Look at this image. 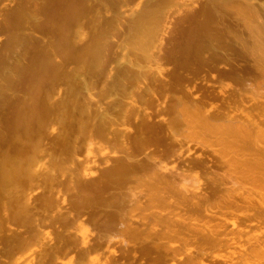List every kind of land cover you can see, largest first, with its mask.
<instances>
[{"label":"bare ground","instance_id":"obj_1","mask_svg":"<svg viewBox=\"0 0 264 264\" xmlns=\"http://www.w3.org/2000/svg\"><path fill=\"white\" fill-rule=\"evenodd\" d=\"M142 1H141V3H142ZM152 1L153 0H151V3H152ZM165 1H167V0H165ZM245 1H247V0H245ZM245 1L243 0V3ZM261 1L264 2V0H261ZM168 2H171V1L169 0ZM182 2H185V1L183 0ZM209 3H210V0H209ZM122 4L125 5L123 8H122L123 5H121V8L124 11H122V10H120V11L122 13L125 12V9H126V11H129V10H127L128 8L126 7L127 6L126 3H122ZM153 4L156 5V2H153ZM180 4H182V6H180V8H183L184 3H181L179 1V4L177 6H179ZM245 4L247 6V10H244V12H242L241 17L243 18L244 22L246 23V26L249 29L248 32H250L249 33L251 36L250 38L252 39L251 45L249 46V44H248L247 48L250 51L249 53H251V55L256 58L257 65L256 64L255 65L257 68L256 67L255 68L253 67V68L255 70L258 69L261 72H263L264 71V7H262V6L264 5V3L260 7L257 4H255L256 6L254 4L251 5L250 2H249V4L248 3H245ZM245 4L243 5L244 8H246ZM184 5L186 6V4H184ZM150 6L152 7V5H150ZM156 6H158V8H159V5H156ZM156 6H155V9H156ZM209 6H212V2L207 7H209ZM239 6H240V4H239ZM241 6H242V4H241ZM141 7H142V5H141ZM141 7L139 5L140 12L144 11V9H145L144 8L142 10ZM147 7H149V6H147ZM161 7L162 6H160V8ZM174 7H176V6H174ZM187 7H188L187 9L189 12L188 14L190 15L189 9L191 7H189V5ZM150 8H149V10H150ZM155 9L151 8V10H153V11H155ZM162 9L161 10L156 9V10H158L156 12L158 13L159 11H162ZM175 9L177 10V8H175ZM184 9H185V7H184ZM187 9L185 10L186 12H187ZM208 9H210V7ZM137 10H138V8H137ZM137 10L136 11L134 10L135 13L137 12ZM139 10H138V12H139ZM145 10L147 11L148 9H145ZM163 10L164 11H162V14H163V12H166V9H163ZM211 11H213V10L211 9ZM147 12H149L148 13L149 16L151 13H153V12L150 13V11H147ZM156 12H154V13H156ZM186 12H184V13H186ZM206 12L207 11H205L204 14L208 15V13H206ZM132 13H134V12H132ZM145 13H143V14H145ZM154 13L151 14V16L154 15ZM157 13L155 14L156 15L155 17H157ZM170 13H171V11L169 12V15H170ZM173 13H175V12H173ZM184 13H183V15H184ZM115 14H114V17H115ZM117 14H118V12H117ZM166 14L164 13L163 17H165ZM201 14H203V13H201ZM210 14L212 15V13H210ZM232 14H234V13H232ZM94 15H98V14L96 13ZM183 15H182V18H183ZM112 16H113V14L109 18L110 19L113 18ZM145 16H147V14H145ZM97 17H99V16H97ZM97 17L96 16L94 17L96 21L99 20V18L97 19ZM144 17L142 18V20L145 19ZM155 17L153 18V16H152L151 19L155 20ZM158 17L156 20L159 21ZM168 17H170V16H168ZM187 17H189V16L187 15ZM235 17H237V20H240L238 18V16H235ZM73 18H75V17H73ZM138 18H140V16H138ZM180 18H181V16H180ZM180 18H177V20H174V22L180 21ZM233 18H234V16H233ZM91 19H93V18L91 17ZM117 19H119V17H117ZM162 19H163L162 20L163 22H162V25H160L161 28H159V26L153 25V28L155 29L156 33H158L159 29H161V31H162V29H167V28H164V26H166L164 19L168 20L169 18H162ZM73 20H75V19H73ZM101 20H102V22L104 21L103 19H101ZM114 20H116V19H114ZM134 20H136V19H134ZM137 20H139V19H137ZM76 21H78V18L76 19ZM87 21H90V20H87ZM92 21L93 20H91V22H90L91 23V29L90 30H92V28H93L92 27ZM110 21L111 20H109V22ZM112 21H113V19H112ZM112 21L110 24H114V22H120L118 20V21H114L112 23ZM149 21H150V19H149ZM158 21H155V23ZM97 22L99 23V21H97ZM109 22L106 24H109ZM153 22L154 21H152L151 23H153ZM168 22H167V24H168ZM177 22L175 24L177 26L179 23L182 24V21L178 22V24H177ZM184 22L186 23L187 21L184 20ZM81 23H78V24L80 25ZM86 23H89V22H86ZM110 24H109V26H110ZM117 24H118L117 26H119V23H117ZM130 24H132V23H130ZM130 24H128V25H130ZM102 25H105V24L103 23ZM156 25H158V24H156ZM175 25H173V27H175ZM239 25L241 27V24H239ZM130 26L131 27L133 26L134 29H138V27H139L138 23H136L135 26L134 25H130ZM246 26L244 25V27H246ZM74 27H76V25ZM79 27H81V26H79ZM150 27H152V26L150 25ZM157 27L159 28L158 31L156 30ZM52 28H54V26ZM112 28H114V26ZM153 28H151L152 32H153ZM128 29H130V27ZM168 29H169V27H168ZM51 30H53V29H51ZM71 30H69L68 33H67V31H65L66 33L64 32L65 34L68 35L67 39H66V37H60L61 39L58 40V38L55 36L56 37L55 39L58 40L57 42L60 41V43H61V41L65 40V42L63 41L64 48L66 46L65 43L67 44L66 40L69 39L70 42L72 40V39L70 40L71 37H69V33L71 35H74L71 32ZM177 30H180V29H177ZM181 30H182V28H181ZM72 31H75V30H72ZM131 31H132V29H131ZM133 31L131 32V34L133 33ZM136 31H138V33H139V31H141V30H136ZM244 31H245V33L247 32L246 30H244ZM76 32H77V30H76ZM91 32H94V29ZM64 33H62L63 36L65 35ZM170 33H171V31H170ZM26 34H28V33H26ZM30 34L32 35V33H30ZM30 34H28V35H30ZM57 34H59V33H57ZM83 34L84 33H81L80 35H83ZM127 34L129 35L130 33H127ZM165 34H166V32H165ZM244 34H243V36L246 35V34L245 35ZM28 35H26V36H28ZM34 35L38 38L40 37L41 42H42L43 38L41 36H37L36 34H34ZM67 35H65V36H67ZM92 35L94 36L95 34L92 33ZM148 35L150 36L151 34L148 33ZM158 35H160V34H157V36L151 35L149 39H145V40L142 39L144 41L142 44L145 47L143 49L144 53L141 55V58H140L138 56L137 57L133 56V55H138V54H135L136 52H134V54L132 56L135 57V59H137V61L135 62V60L131 59L134 62H130L131 60L129 61V68L125 69L128 66V61L126 63L127 66L125 63H123V61H121L123 64H125V65H122L123 67L121 66L122 68L119 67L122 69V70L120 69L121 71L118 68L116 69L117 71L114 70L115 66L109 68L108 65L106 64L104 66L103 70H100V71L98 70L99 72L96 71V73H95V71L93 72L94 75H97L94 78L95 79L94 81H96V82L100 81L97 83L99 85L101 84V89L106 88V86L108 85V82H110L109 75L116 72L115 74H113L115 76V78H113V75H112V79H114L113 86H112V84L109 83L111 85V87H110L111 90L109 89V91L111 94V93H113L111 91H114V90L116 91V90H118L117 88L120 87L119 89H120V92L122 91V93H119L121 95L120 98H117V100L118 99L119 100L114 102V103H111V105L108 103L111 102L112 100H110V101L107 100L104 103L102 98L97 99V100L94 99L92 97L93 93L91 92V90L94 87L93 84H92V86H93L92 87L91 83L89 84L84 80L85 78H83L84 81H81L79 83L77 81L78 78H75L76 76L73 75V73L71 76V72H70V76L74 77L73 79H76V80L71 79V82L69 81L72 90L76 91V89L78 88V85L80 84L79 85L80 88L85 93L82 90L80 92L82 93V96H83V94H85L84 96L86 97V98H84L85 100L83 99L84 102H82L81 104L77 101V103H75L77 106H75L74 102L78 98H75V101L69 102V100H68L69 98H70V100H73V99H71V96L73 97V95H69V97L67 96L68 97V99L66 97L67 101L65 100V98L63 99L66 101L64 104L66 106L70 105V103L72 102L74 104L73 106L76 107V108H74L75 110L78 108V105L79 106L81 105L78 108L79 112L77 111V113H78L77 121L78 122L76 121L77 122L76 127L78 128V129L76 128L78 131L76 134H79V136L77 135L75 137H71L69 134L62 133L63 135L60 134L54 139L55 141L53 140L52 147L49 145V144H51V142L48 143L46 141V143L50 146V147H47L48 145L46 143H44L45 140H49L48 136H46L47 135L46 131H48L49 129H51V130L54 129V131H55V128L54 127L49 128L50 126L47 125L48 124L47 122L49 120L48 117L50 115H47L48 111L46 109H42V110H45L47 112L46 115L48 117L46 115H43V114L41 116L42 117L44 116L48 119H45L44 117L42 118L39 116L41 114V111H42L40 109L41 108V101L37 100V102L33 103L34 105L32 104L33 106L36 105L35 106L36 108L40 105V107L37 108V110L38 109L41 110L40 113H39V111L37 112V113H39L38 116L40 117V119H39L40 124H38V125L40 128L42 125L44 127L47 125L48 130L42 129V128L41 129L36 128V127H38L37 125L35 127L36 129H35V135H33L34 137L36 136V133L38 132L37 129H39V132H40V130L41 131L45 130V132H43L44 134L38 132L39 134L37 133V136H36V138L38 137V139H36V141L35 140L34 141L35 142L39 141V142L37 144H34L33 147L31 145L32 148L30 150H29V147L26 148L29 150V151L28 150L27 151L30 155L29 156L30 159L25 157V159H27V161L29 160L28 161L29 166H28V163L24 166L23 163H26L25 159H23L24 162L22 164H23V167L25 168V170L28 167H31V168L27 169L26 173H24V175H22V178L24 177L25 179H21V177H20L21 174L23 173L22 170L24 168H21V166H19V158L17 159L15 157L16 156L19 157V155L23 154L22 157L24 158L23 150H25L26 145L25 146L24 145H17V144H19V142H17V141H15L17 143L16 145L9 144V145H13V146H9V148L11 147L10 149L13 148L12 149L13 151L11 152V154L13 153V155L6 158V160H0V163L2 164L1 167H3V165H4L5 167H3V168L6 169V170L2 169V172L4 174L7 173L6 175H3V173H2V175H0V176L1 177L3 176V177L0 179L6 180L4 178H5V176L8 175L9 179H11V178L12 179L16 178L19 180L21 179L22 180V181L20 180L21 182L19 180H18L19 182H17L19 184L22 182H26L28 180L27 184H29L28 182H30V184H29L30 186L27 187L25 185L26 183H24V185L22 183L23 186L20 184L21 187H23L22 189H24V190L26 188L29 189V187L33 188L34 186L38 187L39 189L40 188L45 189L42 191H41V189L40 190L37 189L39 191V193L41 192V194H44L42 196L40 195L41 202L40 201L39 202L42 203L40 205H42V206L44 205V208L49 207L50 209H52V208L56 209V210L58 209L57 210V211H59L58 213H62V211H60L59 209L64 207L63 205L66 206L64 208H67V206L69 205L68 209L71 210L70 206L72 207L73 204H74L73 207H76V205L78 206V204L83 205L84 203H88V201L87 202L84 201L88 196H91L94 198V195L96 196V195L100 194L99 196H102V193H105L106 191L110 193V191H108V190H110L111 186L112 187L115 186L112 189L116 190L115 193L117 192V197L115 195H113V192H114L113 190H112L113 192L110 195V197H113V196L116 197V200L113 197V199L115 200L114 202H113V199L111 200V198H109V199L112 202L109 203L110 200L104 199V196L102 199H101V197L96 196V199L100 198V200H97V201H99V203L101 202V200L102 201L106 200L108 203L104 204L103 202H101L100 204L102 205V203H103L104 205H102V206L104 208L110 207L109 209L111 210V211H109L108 209H105L104 212H103V210L99 211V209L101 210V208H100L101 205H98L99 206L98 213L102 212L99 216L97 215L98 213L94 214L96 210H93L94 213L92 212V214L90 212L91 215L89 214V211H83L86 206H87L86 207L87 209L90 208V207H88V205H83L84 206L83 209L80 208V210L82 209V211H83V212L81 211L83 215L87 212L88 215L86 214L87 215L86 220H89V222L90 221L94 222L96 225L95 227H97V231H95L96 232L95 235H93L91 238H88V236H86V234L83 233L85 231L79 230L80 227H77V228H79V229H77L78 233H70L69 232L70 230L68 231L69 233H67L64 230L66 232V234H65L64 231H63V233H61V231H60L59 233H61V234H58L57 241L55 242L54 246L49 247V248H43L42 247L43 244L42 245L40 244V242H41L39 240L40 238L34 242V238L31 237V235H30L31 233L28 234V231L31 230V228L29 230H27L28 227L23 229L22 228L23 226L22 227L20 226V228L23 229V231L26 230V231H24V232H27L26 234L30 235L31 238L29 237V239H26L28 236L24 239H21V237H19V233L16 234V232H15V234H16L15 237H13L12 234L14 233V230L11 229L12 234H9L10 232L8 234L12 235L11 238L13 237V239L11 240V238H10L11 244H10V246H8L7 249H8V251H10V249L12 248L11 250L15 251V252H13V253H15L14 254L15 258H14L12 263H11V261L9 263V261L7 262V261L2 259V260H0V262H1L0 264H19V259H21L20 258L21 256L20 257L18 256L19 252L21 251V253H25L23 251H27L25 249H27V247H31V246H35V247L37 246V248L39 247L42 249L40 252L37 251L39 256H40L37 264H63L62 259L66 255H70V254H71V256L74 255L73 256L74 261L72 263H67V264H74V262H75V264H83L85 262H90V263L95 264V263H98L99 261H103V264H264V93H261V90H256V89L255 90L257 92H255V93H257V94H255L253 92V90L251 91V95L253 92L254 93L253 95L255 97L261 98L260 101L259 100L257 101V99H259V98L254 99V97L250 96V95L248 98L252 97L251 100L247 99V101H246L247 97L245 98V96H243L242 94L235 92V91H234V93H231L228 96L222 94L223 96H227V97H223V96L218 95L220 97L215 98L213 95L214 98L213 99L210 98L213 101L217 100L218 98L223 99L222 102H224V105L221 102V100L219 102H221L222 103L221 105H223V106L218 105L220 107L221 111L218 108L216 111H211V110L208 111L206 109V108H208V107H206L207 105L205 106L206 102L204 104V103H202L203 101H201V103L204 104V106L206 108L202 105L195 103V101L197 102V97L195 98V97H191L189 95L191 97V99H195V101L192 100L194 102L190 101L189 99H186V98H189V96L185 98L183 96V94L188 95V94H186L187 91L186 92L184 91L185 93L182 91L183 94L181 93L182 95L178 96V97L176 96V98H174V96H175L174 95L173 96L174 100H171V102L169 104L165 105V104L161 103L159 98L161 97L160 96L161 92H165L164 90L162 91L163 87H166V85L169 86L172 83L171 87L169 88V90H170L172 88V86L176 87L175 85H177V86L180 85L181 81L177 82V80H179V78H181L182 76L179 73L178 74L175 73L177 75V76L176 75L174 76L175 78L170 79V80H165L166 79L165 78V79H163V81L161 80V78H160V80L158 77H156L157 79L155 78V76H154L156 74L155 71H157V69H160L158 67H156V68L154 67V66L159 65V63H160V62L158 63V60L160 61V59H158V57L160 56V54L163 56L166 54L165 53L162 54L160 52L159 55L156 57V56H154V54L147 52L146 47L150 45L151 48L152 47L154 48L155 46H152V44L154 42H157V40L159 39ZM168 35H169V33H168ZM35 36H34V38H36ZM132 36H131V38H132ZM20 37L22 38L23 36H20ZM20 37H18V38H20ZM133 37H135V35ZM161 37L166 38V36H162V35H161ZM161 37H160V39H161ZM245 37H247L246 40L248 39L250 42L248 35H246ZM75 38H77V37H75ZM93 38L96 39V36H94ZM128 38L129 37L127 36V39ZM165 38H164V40H165ZM28 39L29 38L24 39V40H26L24 42L29 41L33 45L34 43H33L32 39L31 40H28ZM81 39H83V37ZM38 40L39 41L36 43L39 45L40 39H38ZM47 40H48V38H47ZM18 41L21 43L20 40H18ZM95 41L97 42V40H95ZM112 41L114 43V40H112ZM121 41H122V39H121ZM123 41H125V40H123ZM166 41L167 40H165L164 42H166ZM169 41H167V43ZM242 41H243V39H242ZM73 42H72V44H73ZM23 43H21V44H23ZM45 43L48 44L50 42L45 41ZM45 43H43V44L45 45ZM60 43L58 44V48H60V46H59V45H61ZM74 43H75V46L77 47L78 45H76V43H78V42L75 41ZM113 43H112V45H113ZM158 43L159 42H157V44ZM24 44H26V43H24ZM89 44H87V45H89ZM115 44L118 45L119 42H115ZM23 45L21 48L25 49V47H23ZM32 45H30L31 48L32 47L36 48L35 44H34V46H32ZM70 45H71V43H70ZM116 45H114V46H116ZM120 45L123 46L126 44L120 43ZM136 45H138V44H136ZM155 45H156V43H155ZM164 45L166 46V44H164ZM45 46L49 47L48 45H45ZM54 46H56V44H54ZM91 46H93V44L88 46V47H91ZM18 47L20 48L19 45H18ZM88 47H87V49H90ZM130 47L132 48L133 45L131 44ZM49 48H47V49H49ZM61 48H62V46H61ZM94 48H96V47H94ZM113 48H114V50H112V51L114 54H116L115 52L119 51V49H118L119 47L116 50H115V47H113ZM37 49H38L37 51H39L40 47H38ZM65 49H66V51L64 49L62 50L63 52H61V54H63V55L60 56V58L66 56V55H64V53H68L67 50H69L70 47L69 48L66 47ZM72 49L73 50L69 51V54L72 53V57H73V55L74 56L77 55V57L76 56L75 57L80 59L81 61L84 58L85 59L87 58V57H85V56H87V52H86L87 50L84 52L83 51L80 52L81 54L78 55V53L76 54V52L74 50L75 49L74 46ZM128 49H127V51H130V49L129 50ZM25 50H23V51H25ZM27 50H29L28 47H27ZM32 50L36 51V49H32ZM32 50H30V52H32ZM40 50L42 51V49H40ZM58 50L61 51L60 49H58ZM82 50H84V49L82 48ZM123 50H126V49H124V46H123L121 51H123ZM155 50L157 51V46H156ZM155 50H153L154 53H156ZM9 51L10 50L5 51V52L7 53ZM11 51H13V49H11ZM11 51H10L11 58H13L12 57L13 52H11ZM41 51H39V52H41ZM45 51L47 52L49 50H45ZM51 51L54 52L53 49ZM73 51L75 52L74 54H73ZM92 51L94 52L95 50H92ZM103 51H104V48H103ZM162 51H165V49ZM85 52H86V54H85ZM10 53H8V54H10ZM15 53H16V51H15ZM41 53H40V56H43V54L41 55ZM45 53H44V57H46V56L49 57L48 54L51 52H47L46 55H45ZM131 53L132 52H127L126 55L129 56V54H130V56H131ZM52 54H55V53H52ZM102 54H103V52H102ZM102 54H101V58L104 57L107 53L103 56H102ZM114 54H112V56ZM118 54H120V53L118 52L117 55ZM169 54H173V53L170 52ZM36 55L39 56V54H37V53H36ZM123 55L125 56V51H123L122 56ZM0 56H2V54ZM88 56H91V54ZM128 56H126V57H128ZM248 56H250V54ZM7 57H10V56L8 55ZM7 57H5V60ZM44 57H42V58L44 59ZM50 57H52L51 54H50ZM66 57L68 58V54ZM66 57H64V59ZM72 57H70V58H72ZM111 57H110V59H111ZM116 57L119 58L120 56L118 55ZM116 57H114L115 58L114 61H116ZM166 57H168V56H166ZM0 58H2V57H0ZM52 58H57V56L52 57ZM52 58H50V59L52 60ZM160 58H161V56H160ZM253 58H251V60ZM39 59H41V58H39ZM47 59H49V58H46V60L45 59L44 60L49 61ZM54 60H53V62L56 63ZM61 60H63V59H61ZM61 60L60 61L57 60V64L56 65L53 64V65L59 67V65H62ZM108 60L109 59H107L106 63L113 61V60H110V61H108ZM7 61H4L5 64ZM10 61H12V60H9L8 64L11 63ZM45 61H44L45 64H48L50 62V61L49 62H45ZM100 61H102V59H100ZM58 62H61V63L59 64ZM103 62L104 61H102L101 63H103ZM104 64H105V62H104ZM253 64H254V62H253ZM1 65H0V67H2ZM7 65H5V66L7 67ZM17 65H19L18 62H17ZM111 65H113V63ZM14 66H16V65H14ZM45 67L47 68L49 66L46 65ZM7 68L10 69V66ZM17 68H18V66H17ZM59 68H61V67H59ZM63 68H64V66H62V69ZM123 68H124V70H123ZM208 68H209V66H208ZM3 69H4V67H3ZM14 69H16V68L12 67L13 72H15ZM94 69H96V68H94ZM97 69H101V68H97ZM150 69L152 70V73H154L153 77L150 76L151 73L149 75ZM7 70L8 69L4 70V71H6L5 72L6 74H7ZM49 70H50V68H49ZM54 70H56V69H54ZM258 70H257V72L259 74L260 71H258ZM8 71H10V70H8ZM74 71L77 72L76 74H78L77 69ZM75 72H74V74H75ZM97 72L99 74H97ZM263 73H262V75H263ZM10 74H11V72H10ZM10 74H8V75H10ZM157 74H159V73H157ZM178 75H180L181 77H179ZM262 75H261V77H264ZM98 77H100V80L99 79L97 80ZM176 77L177 78L179 77V78L177 79ZM88 79L90 80L91 78L88 77ZM108 79H109V81H108ZM74 81H75V83L77 82L78 84L75 85ZM54 83H56V82H54ZM97 83H94L96 85V87L98 86ZM176 83H179V84H176ZM55 85H57V84H55ZM110 85H108V86H110ZM132 85L133 86L136 85L137 87L136 86L135 87L139 90V92L137 89H136L137 91L134 92L135 89L133 90L134 87ZM4 87H0L1 88L0 92L2 91V88H4ZM50 87L51 88H49V89H51L52 91H50L48 89L49 91H47V94H49V95H50V93L52 94V92L54 91L51 84H50ZM55 87H57V86H55ZM178 87H180V86H178ZM245 87H247V86H245ZM98 88H100V87L98 86ZM176 88H174V89H176ZM55 89L57 90V88H55ZM94 89H96V88H94ZM172 89H171V91H172ZM240 89H241V92L245 91V90H242L243 88H240ZM240 89H237V90H240ZM248 89H246L247 92H244V93H250L249 90H251L252 88L249 90ZM6 90H7V88H6ZM78 90H80V89H78ZM167 90H168V88H167ZM181 90H179V91L181 92ZM179 91H177V92H179ZM189 91H190V89H189ZM258 91H260V93H258ZM9 92H10V90H9ZM9 92H6V94H5L6 97L4 96L5 92H3L2 96H3L4 100L3 99H1V100L6 102L7 99L9 98V97L7 98V96L11 97V95H13V94L7 95ZM13 92L14 91L12 90L11 93H13ZM118 92L115 94L118 95ZM173 92H174V90H173ZM94 93H95V96H97L96 95L97 91ZM100 93H101V95L106 94L105 90H104L103 94H102V92H100ZM167 93H169V92H167ZM17 94H19V92ZM44 94H43V96H45V95L48 96L47 98H49V99H47V100H50L49 95H47V94L44 95ZM97 94H99V91ZM110 94H109L110 97L115 95L114 93L112 94V96ZM190 94H192L191 91H190ZM14 95H13V97L16 96L17 105L14 103V101L16 102L15 98H13L14 101L12 99L9 102L13 101V104L15 105L14 107L18 106V108H19L18 99H20L21 97L19 96L20 98H18L17 95H15V96ZM120 95H118V97ZM134 95H135V98L137 99L136 101H135V98H134V100H132ZM2 96L0 95L1 98H2ZM82 96L80 94V98ZM99 96H100V94H99ZM109 96L107 94V96H105V97L108 98ZM206 96L204 94V96H202L201 98H204ZM207 97L209 98L210 95H208ZM5 98H7V99L5 100ZM41 98H42V96H41ZM103 98H104V96H103ZM113 99L116 100V98H113ZM1 100H0V102H1ZM8 100H10V98ZM125 100H130V101L126 102ZM206 100H209V99H206ZM3 101L0 103V105L3 104ZM45 101H46V99H45ZM81 101H82V98H81ZM133 101H134V103H133ZM138 102H140L141 105ZM163 102H165V101H163ZM38 103H39V105H37ZM63 103L64 102L60 103V106L58 107L59 110H60V108H62L64 106V105L62 106ZM137 103L141 106V108L143 107L142 104L146 105V106H144L146 109H148L149 105H152L153 113H150V111L149 110L147 111L146 109L141 110V108L138 107L139 105H136ZM247 103L248 104L250 103L249 106H247ZM8 104H10L9 108H11L12 110L16 109V108L15 109L12 108L13 104H11V103H8ZM50 105L52 106V103ZM212 105H214V104H212ZM66 106H64V108H67ZM221 107H223V109ZM71 108H73V107H71ZM149 108H151V107H149ZM68 109L70 110V108L69 107L67 108V112H68ZM12 110H10V111L12 112ZM17 110H15V111L18 112L17 113V115H18L19 109H17ZM57 110L55 109L56 115H58L56 112H59ZM62 110H61V112H63V111L66 112V109H64L63 111ZM49 112H50V114L53 113L52 111H49ZM61 112H59V114ZM65 112H63V113H65ZM67 114L68 113H66L64 115L65 118H66ZM161 114L165 115V116L167 115L168 118L163 119L164 116L161 117ZM0 115H2V114H0ZM14 115H16V113H14L12 116H14ZM62 115H60V116L62 117ZM16 116H14V117H16ZM18 117H19V115L16 117V119ZM155 117H157V119H159V121L156 120ZM158 117H161V118H158ZM0 119L3 120V118H0ZM41 119L42 120L45 119V120L42 121ZM153 119H155L156 121H153ZM4 120H6V119H4ZM9 120L11 121V122L9 121V123H12L13 118L11 117V119L9 118ZM14 120H15V118H14ZM132 121L136 122L134 136H132L133 134L132 135L129 134L131 132H129V133H127V131L125 132L126 129L125 130H124V128L122 129V127L127 126L128 123H129V125H131L130 123H132ZM15 122L18 125H13V126L18 128L17 126H19V121L15 120ZM41 122H45L46 124H44V123L41 124ZM49 122L52 123L51 121H49ZM13 124H15V123L13 122ZM125 124H127V125H125ZM8 125L10 126V124H8ZM8 125H7V127H9ZM1 126H0V128H1ZM13 126H12V128H10V130L12 129L11 132L13 130H15V128H13ZM52 131H50V132H52ZM54 131L52 133H54ZM15 132H17V133L13 137H14V139L16 138L15 140H17V138H19V134H18L19 132L18 131H15ZM32 133H34V132H32ZM0 134L4 135L2 133H0ZM8 135H9V137H11L10 134H8ZM43 135H45V137H47V138H45V140H44ZM3 137H5V136H3ZM8 138L7 137H5L4 139L0 138V140L1 139L3 140L1 143V144H3V147H4V145H7L6 143H8L10 141L11 138L9 139V141H7ZM42 138H43V140H42ZM39 139L42 142H40ZM4 140H6L5 141L6 143L4 142ZM9 143H11V142H9ZM18 146H21L22 148H19L20 150L16 149V148H18ZM5 147L7 149V146H5ZM14 147H15V149H14ZM23 147H24V149H23ZM152 147H153V149H151ZM115 148H116V150H117V148L121 149L120 152L117 150L119 152V154H121V155L118 156L117 151H116L117 152V154H116V152L114 151ZM10 149H7V150L10 151ZM2 151L4 152L3 154L6 156V154H7L5 152L6 150L2 149ZM19 151H21L22 153H19ZM27 151L25 150L24 152L27 153ZM47 151L48 152L53 151L57 155V156L53 157V155L51 156L49 154L52 157V159L50 157L51 160H49V162H50L49 164H51V161H53L55 163V160L58 157L60 158V160L58 159L60 161V163L61 162L66 163L67 161H65V160H68V159H69L68 161L71 163L67 166L65 165L66 167L62 170H64V171L67 170L69 173V175L67 174L68 175L67 176L68 182L66 183V187H67L66 191L69 190L70 192H72L70 194L71 195L73 194V195L69 196V198L70 197L72 198V199H70V202H72L73 200H76L73 202V204H70L69 202L67 203L66 201L64 202V200L66 199L65 198L61 202V203L64 202L62 205V204H60L61 198H59L60 200H55L54 198L51 197V194L54 196L53 192L50 194V196H47L49 194L45 195V193H42L44 191L49 193V190L52 189L53 186L55 187V185H57L58 183H61V181L63 179H65V180L67 179L66 176H65V178L62 179V172H61V170L57 169L60 166H57V168H55V167H52V165H51V167H52L51 169L46 170V171H45V169H43L42 160L46 159V161H47V157H49V155L47 154L48 153ZM0 152H1V150H0ZM46 154L48 156H46L44 158V156ZM1 155L2 154H0V156ZM4 155H2V156H4ZM62 155H64V156L68 155V157L66 156L67 157L66 158L63 156L64 158H66V159H64L61 157ZM59 161H57V163H59ZM60 163H59V165H60ZM26 166H27V168H26ZM167 166H169L170 168L168 169ZM1 167H0V169H1ZM6 167L7 168L11 167V169H10L11 171L13 169L18 168V171H20L21 174L17 170L16 171L19 174L13 170V174L11 173L12 175H10V173L6 172L9 170V168L7 170ZM19 167L21 168V170H19ZM90 167L95 169L94 172L98 171L99 175L93 181L94 184L88 185L87 184L88 182L86 181L87 183L85 184L84 181L88 178V176L85 175L86 174L85 172H87L88 168H90ZM65 174H66V171H65ZM93 175H95V174H93ZM93 175H91V178ZM85 176H87L86 179H84ZM90 179H89V182H90ZM93 179H94V177H93ZM23 180H25V181H23ZM11 181H14V179ZM15 181H17V180H15ZM17 183L14 182V184H16V185H17ZM3 185H5V183L0 184V186L2 187L3 190H4V188L8 187V186L5 187L7 184L4 187H3ZM12 185H13V182H12ZM25 186H26V188H24ZM13 187L14 186H11V188H13ZM36 187H34V188H36ZM17 188H19V187H17ZM9 190H10V188H9ZM26 190H25V192H26ZM60 190L62 191V189H60ZM136 190H138L139 192H136ZM21 191H23V190H21ZM64 191H62V193ZM0 192H2L1 189H0ZM25 192H24V195L22 196L23 198H24V196L29 195L28 193L25 194ZM109 193H107V194L109 195ZM0 195H2V193H0ZM20 195H22V194H20ZM64 195H65V193H64ZM3 196H1L2 197V198H0L1 200L3 199ZM7 196H8V194H7ZM65 196H67V195H65ZM22 197L19 198V191H17L15 198H13V200L15 199V201L13 202L12 200H9V204H7L6 206L11 205L10 201H12L13 207L15 205L18 206L16 208H18L19 212L25 211L24 209H26L25 208L26 205H25V207L20 205V207L22 206L24 208V209L21 208L22 210L19 208V204L21 202L19 203L18 201L21 199V201H23L21 204H23L26 201V200H23ZM82 197H85L83 199V201H81L82 203L77 202V201H80L79 199H81ZM91 197H89V198H91ZM107 197H109V196H107ZM36 199H38V197ZM29 200H30V197H29ZM29 200L27 199V201H29ZM27 201H26V204L29 203V206H27V207L29 208L31 206V208H32L33 204H31V203L34 200L33 201L31 200V203L30 202L27 203ZM6 202H8V200ZM66 203L68 205H66ZM90 203H91V201H90ZM96 204H98V203H96ZM12 205H11V208H12ZM60 206H62V207H60ZM9 207L10 206H8V210H9ZM34 207H35V205H33V208ZM38 207H40V206H38ZM79 207H78V209H79ZM4 208L7 209L6 207H4ZM16 208L14 207L13 209L16 210ZM46 209H44V210H46ZM15 210H14V212H12L11 215L9 214V217L11 219H12L13 213H15L17 211V210L15 211ZM29 210H31V209L29 208ZM42 210H43V208H42ZM42 210H40V212H39V209H38V213H42ZM44 210H43V212H44ZM106 210H108V211H106ZM26 211H25V213H22V214L20 213L19 215L22 218L25 217V220L24 219L23 220L25 222L28 221L27 223L29 226V224L32 223L31 220L35 222V220L33 218L35 217V219H37V217L36 216L32 217L34 214L31 215L32 213L29 214L30 211L29 212H26ZM33 212L35 213L34 210H33ZM73 212H74V210H73ZM26 213L29 216L26 215ZM38 213H36V214L38 215ZM47 213H50V211ZM58 213L55 216L60 217L61 215H63V214H58ZM65 213H66V211H65ZM76 213L77 212H75V214ZM44 214L46 215V213H44ZM67 214H65L64 216H61V218H59L58 222L55 220V219H58V217L56 218L53 215L55 217V219L52 218V220H55V222H53V224L54 223L55 224L60 223L62 225V227H65L67 225L71 226V222H75V219L81 218L80 216H83L80 214V212H79V214H76V215L74 213H73L74 215H71V214L67 215ZM4 215H6V213ZM15 215L16 214H14V217H13L14 222L18 223L19 218L17 219V216H15ZM96 215H97V217H96ZM26 216H27V218L31 219L30 223H29V220L26 219ZM38 216H40V215H38ZM7 217H8V215H7ZM30 217H32V218H30ZM46 217H49V216L46 215ZM1 218H0V221H1ZM3 218H2V220H3L2 222L5 223V219H7V218H5V219H3ZM49 218H51V217H49ZM11 219H10L11 222L9 221L10 224L14 223L13 220H11ZM38 219H41V218H38ZM15 220H17V222ZM84 220H82V221H84ZM24 221H23V223H24ZM49 221H51V220H49ZM20 222L22 223V220ZM34 222L31 225L37 224V221L35 223ZM88 223H86V224H88ZM60 224L58 225V228L60 227ZM2 225L3 224L0 222V226H2ZM47 225H44V226H47ZM14 226H15V224H14ZM44 226L42 225V227H40V228H43ZM91 226L93 227V225H91ZM2 227L4 228V226H2ZM9 227H11V225ZM47 227L46 228L44 227V228L47 229ZM62 227H61V229H62ZM71 227H72V229L76 228V227L73 228V225ZM71 227H70V229H71ZM95 227H93V228H95ZM32 228L34 229V226ZM54 228L55 227H53V229ZM58 228L56 227V229H58ZM82 228L84 229V227H82ZM35 229H37V227ZM5 231H9V230H5ZM37 231H39V230L37 229ZM37 231H36V234H37ZM46 231L47 230H45V232ZM55 231H57V230H55ZM58 231H59V229H58ZM86 231H89V229H87ZM0 232H1V230H0ZM42 232L39 231L38 233H42ZM89 232H91V231H89ZM1 233H0V236H2V238L0 239V241L2 239H4V240H2V242H0V244H3L4 243L3 241H5V238L3 236H5L6 234L4 233L5 235H3V233L2 234ZM36 234L34 235V237L38 236ZM20 236H21V234H20ZM53 238H54V236H53ZM45 239H46V236L43 240H45ZM10 240H9V242H10ZM7 241H8V239H7ZM7 241H5V243ZM32 242H34V243H32ZM44 242L46 243V241H44ZM47 244L49 246L50 243H47ZM4 246H5V244L3 246H1L0 248L4 249ZM5 248H6V246H5ZM7 249H6V251H7ZM11 252H7V253H11ZM0 253H2V252H0ZM3 254L5 255L4 250H3ZM34 254H37V253L35 252ZM4 255L1 254L0 256H4ZM9 255H12V254H9ZM5 256L8 257L7 254ZM31 256H33V255L31 254ZM31 256H28L26 258V260L29 259ZM6 257L4 259H6ZM9 257H8V259L11 260V258H9ZM32 259H33V257H32ZM26 260L24 261V263L27 262ZM64 260H66V259H64ZM33 263H31V264H33Z\"/></svg>","mask_w":264,"mask_h":264},{"label":"rangeland","instance_id":"obj_2","mask_svg":"<svg viewBox=\"0 0 264 264\" xmlns=\"http://www.w3.org/2000/svg\"><path fill=\"white\" fill-rule=\"evenodd\" d=\"M141 1L142 0H0V53L2 54V56H0V57H2V58H0V63L2 64H0L2 67H0V87H6L7 88V90H6V88L4 87V88H2V91L0 92V95L2 96V94H3V92H5L4 93V96H5V94H6V92H9V90H10V92L7 94V95H11V94H15V95H17V97L18 98H20V99H18V103H19V108H18V106H16V107H14L15 105L13 104V101H14V99L13 98H15V100H16V96L15 97H13V95H11V97L10 96H7V98L9 97L10 98V100H8L7 98H5V100L7 99V101L6 102H4L3 100H4V98H3V96H2V98L0 97V100L1 99H3V100H1V102L3 101V104H1L0 105V114H2V115H0L1 117L0 118H3V120L2 119H0V126H1V128H0V133H2V134H4V135H1L0 134V138H2V139H4L5 137H9V135L8 134H10V136L11 137H9L8 138V140L7 141H9V139H10V141L9 142H11V143H6L5 141L6 140H4V142L7 144V145H4V147H3V144H1L2 143V139L0 140V145L3 147H1L0 146V150H1V152H0V154H2V155H4L3 153V151H2V149L3 150H6L5 152L7 153H5L6 154V156L4 155V156H0V160H6V158H8V157H10V156H12L13 155V153L11 154V152L13 151L12 149H10L9 148V146H13V145H16L17 143L15 142V141H17V142H19V144H17V145H26L25 146V150L27 151L28 149H26V148H28L29 147V150L34 146V144H37L39 141H37V142H35L36 141V139H38V137L36 138V136H37V133L39 132V129H46V130H48V126L47 125H49L50 127L49 128H52V127H54L55 128V131H54V129H52L53 131H54V133H52L53 131L51 130V129H49L48 131H46L47 132V135L46 136H48V139L49 140H45V138H47V137H45V135H43L44 136V143H46V141L48 142V143H50L51 142V144H49L51 147H52V142H53V140L58 136V135H60V134H62V133H64V134H69L71 137H75V136H79V134H76L78 131H77V118H78V113H77V111L79 112V107L81 106H79L78 105V110L76 109H74V108H76L75 106H77L75 103H77V101L81 104L82 102H84V98H86L84 95L85 94H83V96H82V93L80 92L82 89L80 88V84L78 85V88L76 89V91H73L72 90V88H71V86H70V83H69V81L71 82V79H73L74 77H71L72 76V73H73V75H75L76 77L75 78H78L77 79V81L80 83L81 81H86L87 83H91V86H92V84H93V89L91 90V92L93 93V95H92V97L94 98V99H101L102 98V100L104 101V103H105V101H110V100H112L111 102H107L108 104H110L111 105V103H114V102H116V101H118L117 100V98H120L121 97V95L119 94V93H122V91L120 92V87L119 88H117L118 90H116L117 92H118V95H120L119 97H118V95L117 94H115V93H117L115 90V92L114 91H111V92H113L115 95H113L112 96V94L113 93H111L110 94V91H109V89L111 90V85L110 84H112V86H113V81H114V79H112V75L113 74H115V73H112L114 70H116L117 68L120 70L123 66L122 65H125L126 63H127V61H128V66H127V64H126V68L125 69H127V68H129V61L132 59V60H135V62L137 61V59H135V57H140L141 58V55L144 53L143 51V49L145 48L144 46H143V40H145V39H149L150 38V36L152 35V36H154V35H156L157 36V34H160V35H158V40H157V42H159L158 44H157V42H154L153 44H152V46H155L154 48L152 47H150V45L149 46H147L146 47V51L147 52H149V53H152V54H154V56H158L159 55V53L161 52L162 54H166V55H161L160 54V56H161V58H160V56L158 57V59H160V61L158 60V63H159V65H157V66H154L155 68L156 67H158V68H160V69H157V71H155L156 72V74L154 75V73H152V68L149 70V75H150V73H151V75L150 76H152L153 77V75L155 76V78L156 77H158L159 78V80H160V78H161V80L163 81V79H165V80H170V79H173V78H175L174 76L176 75V74H180V75H178L179 77H181V78H179V80H177V82H180V85H178V86H180V87H178L177 85H175L176 87H174V86H172V88L174 87V88H176V89H172V91H171V89L169 90V88L171 87V85H172V83H171V85H169V86H167L166 85V87H163V89H162V91L164 90L165 92H161V94H160V98H159V100L161 101V103H163V104H169L170 102H171V100H174V98H176V96L178 97V96H181L182 94H183V92L185 91H187L186 92V94H188V95H184L183 94V96L186 98V97H188L189 95L191 96V97H197V102L195 101V99H191V97L189 96V98H186V99H189L190 101H192V100H194L195 101V103H197V104H199V105H202V106H204V104H205V102H206V104H205V106L206 107H208V108H206L205 106V108L208 110V111H216L217 110V108L221 111V109H220V105L223 103V105H224V102H222V100L223 99H217V100H212L214 97L215 98H217V97H220V96H223V95H230L231 93H234V91L235 92H238V93H240V94H242L243 96H245V98H246V101H247V99L248 100H251V98L252 97H250V98H248L249 97V95L250 96H253L254 97V99L255 98H259V97H255L253 94L255 93V92H257L256 90H261V93H264V77H261V75H262V73L264 72H261L260 70H258V69H254L255 67H256V65H257V63H256V58L254 57V56H252L251 55V53H249L250 51H249V49L247 48L248 47V44H249V46L251 45V36H250V32H248V28H247V26H246V23L244 22V20H243V18L241 17V15H242V12H244V10H247V6H246V4L245 3H248L249 4V2H250V4L252 3V4H257L259 7L260 6H262L263 5V1H261V0H247V1H245L244 3H243V0L241 1V0H210V3L212 2V6H209L210 7V9H208L209 7H207L208 5H210V3H209V0L207 1V0H184L185 2H182L183 0H170L171 2H168L169 0H167V1H165V0H153L152 1V3H151V0H143L142 1V3H141ZM148 1V2H147ZM177 1V2H176ZM179 1L181 2V3H184V4H186V6L183 4V8H180V6H182V4H180L179 6H177L178 4H179ZM233 1V2H232ZM235 1V2H234ZM249 1V2H248ZM2 2V3H1ZM129 2V3H128ZM150 2V3H149ZM153 2H156V5H159V8H158V6H156V5H154L153 4ZM176 2V3H175ZM240 4V6H239V4ZM258 2V3H257ZM122 3H126V7L128 8L127 10H129V11H126V7L124 8L125 9V12H121L120 10H122V11H124L122 8L125 6L124 4H122ZM141 3V4H140ZM161 3V4H160ZM204 3V4H203ZM209 3V4H208ZM234 3V4H233ZM149 4V5H148ZM241 4H242V6H241ZM245 4V6H246V8H244V5ZM251 4V5H252ZM260 4V5H259ZM121 5H123L122 6V8H121ZM139 5H140V7H141V5H142V7H141V9L143 10L144 8L145 9H148L147 11H150V13L151 12H156V11H158V10H156V9H159V10H161L162 8L163 9H166V12H163V14L165 13H167L166 14V16L165 17H163V14H162V11H164L163 9H162V11H159L158 13H157V17H158V19H159V21L158 20H156L157 19V17H155L156 15V13H154V15H152L153 16V18L155 17V20L154 19H151L152 18V16H151V14H153V13H151L150 14V16L148 15V13L149 12H147L145 9H144V11H142V12H140V10H139ZM145 7H144V6ZM150 5H152V7L150 6ZM154 5V6H153ZM172 5V6H171ZM189 5V7H191L190 9H189V11H190V15L188 14L189 12H188V6ZM231 5V6H230ZM147 6H149V7H147ZM155 6H156V9H155ZM160 6H162L161 8H160ZM174 6H176V7H174ZM215 6V7H214ZM256 6V5H255ZM134 7V8H133ZM152 9H155V11H153V10H151V8ZM173 7V8H172ZM184 7H185V9H184ZM262 7H264V5L262 6ZM91 8V9H90ZM121 8V9H120ZM132 8V9H131ZM137 8H138V10H139V12H138V10H137ZM149 8H150V10H149ZM175 8H177V10L175 9ZM179 8V9H178ZM131 9V10H130ZM187 9V12L185 11ZM211 9L213 10V11H211ZM137 10V12L135 13V11ZM210 10V11H209ZM224 10V11H223ZM261 10V9H260ZM115 11V12H114ZM171 11V13H170V15H169V12ZM186 12V13H184V12ZM205 11H207L206 13H208V15L207 14H204L205 13ZM227 11V12H226ZM229 11V12H228ZM98 14V15H94V14H96V13ZM117 12H118V14H117ZM132 12H134V13H132ZM146 12V13H145ZM173 12H175V13H173ZM214 12V13H213ZM234 13V14H232V13ZM100 13V14H99ZM118 15H116V14ZM143 13H145V14H147V16H145V14H143ZM173 13V14H172ZM183 13H184V15H183ZM201 13H203V14H201ZM210 13H212V15L210 14ZM113 14V18H109V17H111V15ZM114 14H115V17H114ZM172 14V15H171ZM103 17H101V16ZM145 17H144V16ZM182 15H183V18H182ZM186 15V16H185ZM187 15L191 18H189V17H187ZM193 15V16H192ZM207 15V16H206ZM96 16H99V17H97V19L99 18V20H97V21H99V23L95 20V18L94 17ZM138 16H140V18H138ZM168 16H170V17H168ZM179 16V17H178ZM180 16H181V18H180ZM210 16V17H209ZM233 16H234V18H233ZM235 16H238V18L240 19V20H237V17H235ZM73 17H75V18H73ZM91 17L93 18V19H91ZM117 17H119V19H117ZM130 17V18H129ZM145 18L144 20H142V18ZM147 17V18H146ZM75 19V20H73V19ZM78 18V21H76V19ZM109 18V19H108ZM162 18H169L168 20H166V19H164V21H165V25L166 26H164V28H167V29H162V31H161V29H159V28H161V26L160 25H162ZM177 18H180V21H182V24H178V22H180V21H176L177 22V24H178V26L177 25H175L176 24V22H174V20H177ZM101 19H103L104 21L102 22V20ZM112 19H113V21H112ZM114 19H116V20H114ZM131 21H130V20ZM134 19H139V20H134ZM149 19H150V21H149ZM185 21H187L186 23L184 22V20ZM87 20H90V21H87ZM91 20H93L92 21V30L94 29V32H91L92 30H90L91 29ZM109 20H111L112 21V23L114 22V21H120V22H114V24H110L111 23V21L109 22ZM149 22H148V21ZM139 21V22H138ZM152 21H154L153 23H151ZM155 21H158V22H156L155 23ZM168 22V24H167V22ZM172 23H171V22ZM239 23H238V22ZM82 22V23H81ZM86 22H89V23H86ZM101 22V23H100ZM109 22V24H110V26H109V24H106V23H108ZM149 24H147V23ZM161 22V23H160ZM184 22V23H183ZM236 22V23H235ZM78 23H81L80 25L78 24ZM105 24V25H102V24ZM117 23H119V26H117L118 24ZM130 23H132V24H130ZM135 23V24H134ZM136 23H138V29H134V27L132 26H130V25H136ZM85 24V25H84ZM100 24V25H99ZM116 24V25H115ZM121 24V25H120ZM123 24V25H122ZM128 24H130V25H128ZM156 24H158V25H156ZM238 24V25H237ZM239 24H241V27H240V25ZM54 26V28H52L53 26ZM76 25V27H74ZM84 25V26H83ZM150 25L152 26V27H150ZM153 25H155V26H159V28L157 27V31H158V29H159V31H158V33H156L155 32V29L153 28ZM173 25H175V27H173ZM236 27H235V26ZM244 25L246 26V27H244ZM79 26H81V27H79ZM102 26V27H101ZM114 26V28H112ZM130 27V29H128L129 27ZM154 26V27H155ZM177 26V27H176ZM243 26V27H242ZM79 27V28H78ZM101 27V28H100ZM168 27H169V29H168ZM100 28V29H99ZM137 28V27H136ZM140 28V29H139ZM151 28H153V32H152V29ZM181 28H182V30H181ZM238 28V29H237ZM243 28V29H242ZM246 28V29H245ZM51 29H53V30H51ZM56 29V30H55ZM75 30V31H72V30ZM131 29H132V31H133V33L131 34ZM173 29V30H172ZM177 29H180V30H177ZM242 29V30H241ZM69 30H71V32L75 35H71L70 33H69V37H71L70 38V40H71V42L69 41V39L68 40H66L67 41V44L65 43V48L67 47V48H69L70 47V49L69 50H67V52L68 53H64V55H66L67 56V54H68V58L66 57V56H64V57H66L65 59H64V57H61L60 58V56H62L63 54H61V52H63L62 50L64 49L65 51H66V49L64 48V45H63V41L65 42V40H63V41H61V43H60V41L59 42H57L58 40H60L61 38L60 37H66V39L68 38V35L67 34H65L66 32L65 31H67V33L69 32ZM76 30H77V32H76ZM130 30V31H129ZM136 30H141V31H139V33H138V31H136ZM147 30V31H146ZM150 30V31H149ZM165 30V31H164ZM239 30V31H238ZM241 30V31H240ZM244 30H246L247 32L245 33V31ZM96 31V32H95ZM164 31V32H163ZM170 31H171V33H170ZM28 33V34H30V33H32V35L30 34V35H28V34H26V33ZM65 32V33H64ZM143 32V33H142ZM165 32H166V34H165ZM169 33V35H168V33ZM173 32V33H172ZM240 32V33H239ZM36 34L37 36H41L43 39H42V42H41V38L39 37H36L34 34ZM57 33H59V34H57ZM62 33H64L65 35H67V36H63V34ZM81 33H84L83 35H80ZM92 33H94L95 35L94 36H96V39L95 38H93L94 36L92 35ZM127 33H130L129 35L127 34ZM148 33H150L151 35L149 36L148 35ZM153 33V34H152ZM245 33L246 35H248V38L250 39V42H249V40L247 39L246 40V38L247 37H245V36H243V34ZM19 34V35H18ZM23 34V35H22ZM28 35V36H26V35ZM62 34V35H61ZM147 34V35H146ZM241 34V35H240ZM25 35V36H24ZM36 37V38H34V36ZM99 35V36H98ZM135 35V37H133V36ZM161 35L162 36H166V38L165 37H161ZM172 35V36H171ZM20 36H23L22 38L20 37ZM58 38V40L57 39H55L56 37ZM93 36V37H92ZM127 36L129 37L128 39H127ZM131 36H132V38H131ZM137 36V37H136ZM18 37H20V38H18ZM75 37H77V38H75ZM83 37V39H81ZM160 37H161V39H160ZM26 38H29L28 40H31L32 39V41H33V43L35 44V46H36V48H31V46L30 45H32V43H30L28 40V42H24V41H26V40H24V39H26ZM47 38H48V40H47ZM79 38V39H78ZM93 38V39H92ZM120 38V39H119ZM164 38H165V40H167V41H169L168 43H167V41L166 42H164L165 40H164ZM23 39V40H22ZM38 39H40V44L38 45L36 42H38L39 40ZM65 39V38H64ZM121 39H122V41H121ZM131 41H130V40ZM143 39V40H142ZM240 39V40H239ZM242 39H243V41H242ZM245 39V40H244ZM18 40H20L21 41V43H26V44H21ZM95 40H97V42L95 41ZM112 40H114V43H113V41ZM117 40V41H116ZM123 40H125V41H123ZM129 42H128V41ZM160 40V41H159ZM16 41V42H15ZM23 41V42H22ZM45 41H48V42H50V43H45ZM53 41V42H52ZM75 41H77L78 43H76V45H78L77 47L75 46V43L74 42ZM164 43H163V42ZM72 42H73V44H72ZM115 42H119V44L118 45H116L115 44ZM29 43V44H28ZM42 43V44H41ZM43 43H45V45H48L49 47H47V46H45ZM61 44V45H59L60 46V48H58V44ZM69 43V44H68ZM70 43H71V45H70ZM90 43V44H89ZM109 45H107V44ZM112 43H113V45H112ZM120 43H122V44H126V45H123L124 46V49H126V50H123V51H125V56L123 55L122 56V53H123V51H121L122 50V48H123V46H121L120 45ZM155 43H156V45H155ZM34 44L32 45V46H34ZM37 44V45H36ZM53 44V45H52ZM54 44H56V46H54ZM87 44H89V45H87ZM93 44V46H91V47H88V46H90V45H92ZM133 45V47L131 48L130 47V45ZM136 44H138V45H136ZM164 44H166V46L164 45ZM242 44V45H241ZM18 45L20 46V48L18 47ZM22 45H23V47H25V49L24 48H21L22 47ZM29 48V50H27V47ZM41 45V46H40ZM52 45V46H51ZM68 45V46H67ZM114 45H116V46H114ZM141 47H140V46ZM163 45V46H162ZM40 47V49H42V51L39 49V51H41V52H39V51H37L38 49V47ZM61 46H62V48H61ZM72 46V47H71ZM73 46L75 47V52H76V54L78 53V55H80L81 53L80 52H84V51H86L87 52V56H85V57H87L86 59L84 58L82 61L80 60V59H78V58H76L77 57V55H73V57H72V51L70 52L71 54H69V51L70 50H73L72 48H73ZM86 46V47H85ZM122 48H121V47ZM156 46H157V51L155 50L156 49ZM18 47V48H17ZM46 47V48H45ZM53 47V48H52ZM87 47L88 48H90V49H87ZM94 47H96V48H94ZM113 47H115V50L118 48L119 49V51H116L115 53L116 54H114L113 53V51L112 50H114V48ZM47 48H49V49H47ZM82 48L84 49V50H82ZM102 48V49H101ZM103 48H104V51H103ZM112 48V49H111ZM130 49V51H127V49ZM161 50H160V49ZM163 48V49H162ZM245 48V49H244ZM11 49H13V51H11ZM25 50V51H23V50ZM32 49H36V51H34V50H32ZM53 49V51L54 52H52L51 50ZM57 49V50H56ZM58 49H60L61 51H59ZM128 49V50H129ZM165 49V51H162V50H164ZM8 50H10L11 52H13V54H12V57L13 58H11V53H10V51L9 52H5V51H8ZM30 50H32V52H30ZM45 50H49V51H47V52H51V53H49L48 55H49V57L48 56H46V57H44V53L46 52ZM92 50H95L94 52L92 51ZM140 50V51H139ZM153 50H155V52L156 53H154V51ZM15 51H16V53H15ZM27 51V52H26ZM34 51V52H33ZM92 51V52H91ZM121 51V52H120ZM132 52L131 53V56H130V54H129V56L128 55H126L127 54V52ZM153 51V52H152ZM159 51V52H158ZM247 51V52H246ZM46 52V53H47ZM74 51H73V54L75 53ZM86 52H85V54H86ZM102 52H103V54H102ZM107 54H106V53ZM120 53V54H118L120 57L118 58V57H116V56H118L117 55V53ZM134 52H136L135 54H138V55H133L134 54ZM142 52V53H141ZM173 53V54H169V53ZM8 53H10V54H8ZM36 53L37 54H39V56L38 55H36ZM40 53H41V55L43 54V56H40ZM46 53H45V55H46ZM52 53H55V54H52ZM106 55H105V54ZM0 54V55H1ZM10 56V57H7L8 55ZM50 54L52 55V57H55V56H57V58H52V57H50ZM59 56H58V55ZM91 54V56H88V55H90ZM101 54H102V56L103 55H105L104 57H102L101 58ZM112 54H114L113 56H112ZM140 54V55H139ZM250 54V56H248ZM54 55V56H53ZM70 55V56H69ZM135 56V57H133V56ZM170 55V56H169ZM172 55V56H171ZM39 58H41V59H39ZM112 56V57H111ZM126 56H128V57H126ZM166 56H168V57H166ZM5 57H7L6 58V60H5ZM42 57H44V59L46 60V58H49V59H47V60H49V61H45ZM70 57H72V58H70ZM110 57H111V59H110ZM114 57H116V61H114ZM132 57V58H131ZM254 57V58H253ZM50 58H52V60L50 59ZM107 58V59H109L108 61H110V60H113V61H111V62H108V63H106V61H107V59L105 60V59ZM118 58V59H117ZM128 60H127V59ZM134 58V59H133ZM251 58H253L252 60H251ZM16 59V60H15ZM23 59V60H22ZM55 59V60H54ZM61 59H63V60H61ZM100 59H102V61H104L105 62V64H104V62L103 63H101L102 61H100ZM104 59V60H103ZM9 60H12V61H10L9 63L11 64H8V61ZM45 62H49L48 64H45L44 63V61ZM53 60L56 62V63H54L53 62ZM57 60H61V62H58L59 64L61 63L62 65H59V67H61V68H59L58 66H54V65H56L57 64ZM80 60V61H79ZM130 61V62H134V61ZM139 60V59H138ZM4 61H7L6 62V64H5V62ZM43 61V62H42ZM121 61H123V63H125V64H123ZM17 62H18V64L20 65H17ZM253 62H254V64H253ZM16 63V64H15ZM113 63V65H111ZM212 63V64H211ZM8 64V65H7ZM46 66V65H48L49 67H45L44 65ZM54 64V65H53ZM104 64V65H103ZM108 65V67L110 68V67H114V70L111 72L112 74H110L109 75V79H110V82H108V85H110V86H106V88H102L101 89V84L99 85L97 82H100V81H94L95 79V77L97 76V75H94L93 74V72L95 71V73H96V71H100V70H103L104 69V66L105 65ZM256 64V65H255ZM5 65H7V67H9L10 66V69L9 68H7ZM14 65H16V66H14ZM51 65V66H50ZM102 65V66H101ZM163 65V66H162ZM253 65V66H252ZM255 65V66H254ZM17 66H18V68H17ZM62 66H64V68L62 69ZM122 66V67H121ZM208 66H209V68H208ZM3 67H4V69H3ZM12 67H14V68H16V69H14L15 70V72H13V70H12ZM54 69H56V70H54ZM119 67H121V68H119ZM254 67V68H253ZM49 68H50V70H49ZM94 68H96V69H94ZM97 68H101V69H97ZM216 68V69H215ZM257 68V67H256ZM6 69H8V70H10V71H8L7 70V74L5 73L6 71H4V70H6ZM77 69V71H78V74H76L77 72H75L74 70H76ZM154 69V68H153ZM254 69V70H253ZM118 70V71H119ZM122 70V69H121ZM120 70V71H121ZM123 70H124V68H123ZM257 70L258 71H260L259 72V74H258V72H257ZM98 71V72H99ZM117 71V70H116ZM223 71V72H222ZM10 72H11V74H10ZM70 72H71V76H70ZM74 72H75V74H74ZM97 72V74H99ZM68 73V74H67ZM157 73H159V74H157ZM176 73V74H175ZM261 73V74H260ZM8 74H10V75H8ZM80 74V75H79ZM78 75V76H77ZM177 76V75H176ZM262 76H264V73H263V75ZM69 77V78H68ZM88 77L89 78H91L90 80L88 79ZM83 78H85L84 80H83ZM113 78H115V76L113 75ZM177 78V77H176ZM177 78V79H178ZM70 79V80H69ZM100 80V77H98L97 78V80ZM109 79H108V81H109ZM157 79V78H156ZM73 80H76V79H73ZM92 80V81H91ZM194 80V81H193ZM251 81V82H250ZM253 81V82H252ZM54 82H56V83H54ZM165 82V81H164ZM195 82V83H194ZM54 83V84H53ZM94 83H97L98 84V86L100 87V88H98V86L96 87V85L94 84ZM110 83V84H109ZM175 83V82H174ZM50 84L52 85V88H53V92H52V94L50 93V95L49 94H47V91H52L51 89H49V88H51L50 87ZM55 84H57V85H55ZM74 84L75 85H77L78 83L76 82L75 83V81H74ZM140 84V83H139ZM156 84V83H155ZM176 84H179V83H176ZM54 85V86H53ZM137 85V84H136ZM136 85H132L131 87L133 88V90L135 89V91L134 92H136L138 89L136 88L137 86ZM55 86H57V87H55ZM129 86V85H128ZM136 86V87H135ZM245 86H247V87H245ZM263 86V87H262ZM59 87V88H58ZM184 89H183V88ZM250 87V88H249ZM55 88H57V90L55 89ZM94 88H96V89H94ZM167 88H168V90H167ZM188 90H187V89ZM240 88H243L242 90H245V91H243V92H241V89ZM251 89V90H249V89ZM258 88V89H257ZM1 89V88H0ZM5 91H4V90ZM49 89V90H48ZM78 89H80V90H78ZM137 89V90H136ZM182 89V90H181ZM189 89H190V91L192 92V94H190V91H189ZM237 89H240V90H237ZM246 89H248L249 90V92L250 93H244V92H247V90ZM256 89V90H255ZM12 90L14 91L13 93H11L12 92ZM78 90V91H77ZM104 90H105V95L103 94V92H104ZM122 90V89H121ZM167 90V91H166ZM173 90H174V92H173ZM179 90H181V92L179 91ZM233 90V91H232ZM253 90V92H252V95H251V91ZM255 90V91H254ZM83 91V90H82ZM97 91V93H98V91H99V94H100V96H99V94H97L96 93V95L97 96H95V93L94 92H96ZM177 91H179V92H177ZM183 91V92H182ZM19 92V94H17ZM84 92V91H83ZM100 92H102V94L103 95H101V93ZM138 92H139V90H138ZM167 92H169V93H167ZM184 92V93H185ZM211 92V93H210ZM47 94V95H49V97H50V100H47V99H49V98H47L48 96H46L45 94ZM85 93V92H84ZM91 93V94H92ZM182 93V94H181ZM207 93V94H206ZM258 93H260V91H258ZM43 94L46 96H43ZM80 94H81V98H82V101H81V98H80ZM107 94H108V96H109V94L112 96V97H105V96H107ZM135 94V93H134ZM163 94V95H162ZM177 94V95H176ZM204 94H205V96L207 95H210V97L208 98L207 96V98L206 97H204V98H201L202 96H204ZM212 94V95H211ZM223 94V95H222ZM245 94V95H244ZM255 94H257V93H255ZM69 95H73V97L71 96V99H73V100H70V98L68 99V97H69ZM117 95V96H116ZM137 95V94H136ZM175 95V96H174ZM213 95H214V97H213ZM218 95H220V96H218ZM248 95V96H247ZM20 96V97H19ZM41 96H42V98H41ZM68 96V97H67ZM96 98H95V97ZM103 96H104V98H103ZM173 96H174V98H173ZM227 96H223V97H227ZM6 97V96H5ZM45 97V98H44ZM66 97H67V99L69 100V102L70 101H75V98H78L75 102H74V104H75V106H73L74 104L72 103H70V105H68V106H66V105H64L65 104V102L67 101L66 100ZM100 97V98H99ZM65 98V100H63ZM113 98H116V100L115 99H113ZM134 98H135V95L133 96V98H132V100H134ZM173 98V99H172ZM209 99V100H206V99ZM210 98H212V99H210ZM222 98V97H221ZM13 99V101L12 102H9V101H11ZM45 99H46V101H45ZM80 99V100H79ZM84 99V100H83ZM260 99L261 98H259V99H257V101L259 100L260 101ZM37 100H40L41 101V110L42 109H46L47 111H48V114H47V112L45 111V110H40V109H38L37 110V108L38 107H40V105H39V103L37 104V105H39L37 108L35 107V106H33L34 104V102H37ZM137 99L135 98V101H136ZM212 100V101H211ZM221 100V102H219ZM39 101V102H40ZM124 101V100H123ZM126 102L127 101H130V100H125ZM163 101H165V102H163ZM194 101H192V102H194ZM201 101H203L202 103H204V104H202L201 103ZM209 101V102H208ZM0 102V103H1ZM62 102H64L63 104H62V106L64 105V106H66L67 108L69 107L70 108V110L68 109V112H67V108H64V106L62 107V108H60V110H59V106H60V103H62ZM8 103H11V104H13V109H15V110H17V109H19V117L16 119V117L18 116L17 115V111H15V110H12L11 108H9L10 106V104H8ZM14 103L17 105V100H16V102L14 101ZM52 103V106L50 105ZM133 103H134V101H133ZM140 105H141V103L140 102H138ZM136 104V105H139V104ZM8 104V105H7ZM33 104V105H32ZM67 104V103H66ZM211 104V105H210ZM212 104H214V105H212ZM250 104V103H249ZM249 104L247 103V106H249ZM83 105V104H82ZM138 106V107H140L141 108V106ZM219 105V106H218ZM223 105H221V106H223ZM142 108H141V110L142 109H146L144 106H146V105H144V104H142ZM216 106V107H215ZM8 107V108H7ZM71 107H73V108H71ZM149 107H151V108H149ZM222 109H223V107H221ZM55 109L57 110V111H59V112H61V110L63 109H66V112L65 111H63V112H65V113H63V112H61L60 114H59V112H56L58 115H56L55 114ZM73 109V110H72ZM151 109V110H150ZM10 110H12V112L10 111ZM75 110V111H74ZM147 111L149 110L150 111V113H153V109H152V105H149L148 106V109H146ZM15 111V112H14ZM39 111V113H40V111H41V114L39 115V113H37ZM49 111H52L53 113H51L50 114V112ZM7 114H6V113ZM10 112V113H9ZM46 112V113H45ZM74 112V113H73ZM4 113V114H3ZM14 113H16V115H14V116H16V117H14V116H12ZM66 113H68L67 115H66V118L64 117V115L66 114ZM76 113V114H75ZM50 115L48 118H49V120H48V124L44 127L43 125V127L41 126V128L39 127V125L38 124H40L39 123V119H40V117H42L41 115ZM40 117H39V116ZM53 115V116H52ZM56 115V116H55ZM60 115H62V117L60 116ZM68 116V117H67ZM76 116V117H75ZM162 116H164V118L163 119H167L168 118V116L166 115H162L161 114V117ZM11 117L13 118V121H12V123H9V118L11 119ZM44 117V116H43ZM42 117V118H43ZM51 117V118H50ZM64 117V118H63ZM161 117H158V118H161ZM14 118H15V120H18L19 121V126H17L18 128H16L15 126H13V125H18L16 122H15V120H14ZM45 119H48V118H46V117H44ZM76 120H75V119ZM4 119H6V120H4ZM44 119V120H45ZM52 119V120H51ZM155 119L156 120H158L159 121V119H157V117H155ZM155 119H153V121H156ZM42 120V119H41ZM44 120H42V121H44ZM49 121H51L52 123H50ZM77 121V122H76ZM4 122V123H3ZM11 122V121H10ZM13 122L15 123V124H13ZM46 122V121H45ZM45 122H41V124L42 123H44V124H46ZM2 123V124H1ZM50 123V124H49ZM8 124H10V126L8 125ZM131 125H129V123H128V125L127 124H125V125H127V126H123L122 127V129L124 128V130H125V132L127 131V133H129V132H131V133H129V134H133L132 136H134V134H135V126H136V122L135 121H132V123H130ZM7 125L9 126V127H7ZM36 125L38 126V127H36ZM12 126H13V128H15V130H13L12 132H11V130H10V128H12ZM39 128V129H37V133H36V136L34 137L33 135H35V129L36 128ZM77 128V129H76ZM34 129V130H33ZM68 131H67V130ZM121 129V128H120ZM10 130V131H9ZM129 130V131H128ZM15 131H18L19 133V138H17V140H15L14 139V137L13 136H15V134L17 133V132H15ZM50 131H52V132H50ZM10 132V133H9ZM15 132V133H14ZM32 132H34V133H32ZM43 132H45V130H43V131H41L40 130V132L39 133H43ZM50 132V133H49ZM66 132V133H65ZM8 133V134H7ZM38 133V134H39ZM44 134V133H43ZM8 135V136H7ZM41 135V134H40ZM63 135V134H62ZM3 136H5V137H3ZM17 136V135H16ZM18 137V136H17ZM34 137V138H33ZM13 138V139H12ZM33 138V139H32ZM41 138V137H40ZM19 139V140H18ZM33 140V141H32ZM35 140V141H34ZM40 140V139H39ZM42 140H43V138H42ZM55 141V140H54ZM3 142V143H4ZM35 142V143H34ZM40 142H42L41 140H40ZM9 144H13V145H9ZM41 144V143H40ZM47 144V143H46ZM30 145V146H29ZM31 145H32V147H31ZM48 145V144H47ZM46 145V146H47ZM47 146V147H50V146ZM5 146H7V149H10V151L9 150H7L6 149V147ZM16 147V146H15ZM15 147H14V149H15ZM19 148H22L21 146H18V148H16V149H19ZM23 149H24V147H23ZM151 149H153V147L151 148ZM150 149V150H151ZM20 150V149H19ZM25 150H23V153H24V158L22 157L23 156V154H21V155H19V157H15V158H19V166H21V168H24L23 167V164H24V166L28 163V166H29V160L27 161V159H25V157L26 158H29V153H28V151H27V153L26 152H24ZM117 150L120 152L121 151V149H119V148H117ZM116 150V148L114 149V151L116 152L117 151ZM8 151V152H7ZM117 151V152H118ZM48 152V151H47ZM50 152V153H49ZM47 154L49 155H53V157L54 156H57L53 151H49ZM117 152H116V154H117ZM119 152H118V156L119 155H121V154H119ZM10 155H9V154ZM19 153H22L21 151H19ZM26 153V154H25ZM45 155L44 156V158L46 157V156H48V155ZM16 155V154H15ZM49 155V157H47V161H46V159H43L42 160V162H43V169H45V171L46 170H49V169H51L52 167H55V168H57V166H60V167H58L57 169L58 170H61V172H62V179L63 178H65V176L67 177L68 175H69V173H68V171L67 170H65L66 171V174H65V171L64 170H62V169H64L67 165H69V164H71L68 160H65V161H67L66 163H63V162H61L60 163V158L58 157V158H56V160L57 161H59V163H60V165H59V163H57V161L55 160V163L53 162V161H51V164H49L50 162H49V160H51L52 159V157ZM116 155V156H117ZM64 155H62L61 157L62 158H64V157H68V155H65L64 157H63ZM50 157H51V159H50ZM66 157V158H67ZM66 158H64V159H66ZM23 159H25L26 161V163H23L24 161H23ZM30 159V158H29ZM55 159V158H54ZM59 159V160H58ZM63 160V159H62ZM2 162V161H1ZM3 163V162H2ZM23 163V164H22ZM31 163V162H30ZM51 165H52V167H51ZM66 165V166H65ZM2 166V164L0 163V167ZM50 166V167H49ZM3 167H5L4 165H3ZM3 167H1V169H0V175H2V169L3 170H6V169H4ZM63 167V168H62ZM7 168V167H6ZM9 168V167H8ZM8 168H7V170H8ZM14 168V167H13ZM21 168L19 167V170H21ZM26 168H27V166H26ZM31 167H28L27 169H30ZM167 168L169 169L170 167L169 166H167ZM11 169V167L9 168V170L8 171H6V172H8V173H10V175H12L13 174V170L15 171V172H17L18 171V168H16V169H13L12 171L10 170ZM26 169V170H27ZM17 170V171H16ZM25 172H24V171ZM22 170V174L20 173V171H18L20 174H21V179H25L24 177L22 178V175H24V173H26V170H25V168ZM93 170V171H92ZM11 171V172H10ZM95 171V169L94 168H92V167H90V168H88V170H87V172H85L86 174L85 175H87L88 176V178L90 179L91 178V175H93V174H95V175H93L92 176V178L90 179V182H89V179L87 178L86 179V177L87 176H85L84 177V179H86L84 182H85V184L87 183L88 185H91V184H94L93 183V181L95 180V178H97L98 177V171H96V172H94ZM5 172V171H4ZM17 172V173H18ZM12 173V174H11ZM18 173V174H19ZM88 173V174H87ZM93 173V174H92ZM7 174V173H6ZM6 174H4L3 173V175H6ZM68 174V175H67ZM90 174V175H89ZM17 176V175H16ZM3 177V176H2ZM1 176H0V178H2ZM7 177V178H6ZM10 177V176H9ZM93 177H94V179H93ZM11 178V177H10ZM4 179H6V180H1L0 181V184L2 183H5V185H3V187L5 186V187H7V188H4V190L2 189V187L0 188L1 189V191L2 192H0V193H2V195H0V198H2L1 196H3V199L1 200L0 199V218L2 217H4L3 219H5V218H7V219H5V223L4 222H2L3 220H2V218H1V223L3 224L2 226H4V228L2 227V226H0V230H1V232L3 233V235H5V236H3L4 238H5V241H7V239H8V241L5 243V241H3L4 243L3 244H0V247L1 246H3L4 244H5V246H6V248H5V246H4V249L2 248H0V252H2V253H0V255L2 254V255H4L3 254V250H4V253H5V255L7 254L8 255V257L9 258H11V260L10 259H8V257H6L5 255L4 256H0V260H5V261H9V263H10V261H11V263L13 262V260H14V258H15V256H14V254L15 253H13V252H15L14 250H11L10 249V251H8V246H10V244H11V240L13 239V237H15V235L17 234V233H19V237H21V239H24V238H26L27 236V238L26 239H29V237H30V235H31V237H33L34 238V242L35 241H37L39 238V240L41 241L40 242V244L42 245L43 244V248H49V247H52V246H54V244H55V242L57 241V237H58V234H61V233H63V231L65 230L67 233H78V230L77 229H79V228H77V227H80V229L79 230H81V231H85V232H83V233H85L86 234V236H88V238H91L93 235H95V231H97V227H95L96 225H95V223L94 222H89V220H86L87 218V212L83 215L82 214V212L83 211H89V214H90V212H91V214H92V212H93V210H96L95 211V213L94 214H96V213H98V209H99V206L98 205H101L100 203L101 202H103L104 204H106V203H108L106 200H110L109 198H111V200L113 199V195H115L116 197H117V192L115 193V189H112L113 187H115V186H111L110 187V190H108V191H110V193L109 192H105V193H102V196H99V195H96V196H98V197H101V199L103 198V196H104V199H106L105 201H102L101 200V202L99 203V201H97V200H100V198H97L96 199V196L94 195V198L93 197H91V196H88L84 201L85 202H87L88 201V203H84L83 205H88V207H90V208H84V210L82 211V209H83V205H79L78 204V206L76 205V207H73V202L74 201H76V200H71L72 202H70V199H72L71 197L69 198V196H72L70 193H72V192H70L69 190L68 191H66V183L68 182V177H67V179L65 180V179H63L62 181H61V183H58L57 185H55V187L53 186V188L52 189H50L49 190V193L48 192H46V191H44V192H42V193H45V195H47V194H49V195H47V196H50V194L53 192L54 193V196L51 194V197L52 198H54L55 200H60L59 198H61V200H60V204H62L63 205V203L66 201L67 203L69 202L70 204H73L72 205V207L70 206V208H71V210L70 209H68V204L66 203V205H68L67 206V208H64V207H66L65 205H63L64 207H62V206H60V207H62V208H60L59 210L60 211H62V213H58L59 211H57L56 209H50L49 207H46V208H44V205L42 206V205H40V204H42V203H40L41 202V197H40V195L42 196V195H44V194H41V192L39 193V191L37 190V189H39L38 187H36V186H34V187H36V188H32V187H29V189L28 188H26V186L28 187V186H30L29 184H30V182H28L29 184H27V181L26 182H22L23 183V185H24V183H26L25 185V187L24 188H26L25 190H26V192H25V190L24 189H22L23 187H21V185H22V183H17V182H19L20 180L19 179H16V178H13L14 179V181H11V180H13L12 178L11 179H9L8 178V175L7 176H5V178ZM93 179V180H92ZM15 180H17V181H15ZM19 180V181H18ZM22 181V180H21ZM20 181V182H21ZM23 181H25V180H23ZM87 181V182H86ZM12 182H13V185H12ZM14 182H16L17 183V185L16 184H14ZM20 186H19V185ZM65 184V185H64ZM22 185V186H23ZM59 185V186H58ZM11 186H14L13 188H11ZM17 187H19V188H17ZM21 187V188H20ZM9 188H10V190H9ZM57 188V189H56ZM14 189V190H13ZM33 189V190H32ZM41 189V191L42 190H45V189H43V188H40ZM39 189V190H40ZM60 189H62V191H64L63 193H62V191L60 190ZM64 189V190H63ZM21 190H23V191H21ZM31 190V191H30ZM37 190V191H36ZM61 192H60V191ZM114 192H113V191ZM17 191H19V198H21L23 195H24V192H25V194H29L27 197L26 196H24V198L22 197V199L23 200H26L27 201V199L29 200V197H30V200L29 201H27V203L28 202H30L31 203V200L33 201L31 204H33V205H35V207L33 208V205H32V208H31V206L29 207L31 210H29V208L27 207V206H29V203L28 204H26V201L23 203V204H21L23 201H21V199L18 201L20 204H19V208L21 209V208H23L22 206H24L25 207V205H26V209H24L26 212H29V214L30 213H32L31 215H33L32 217H34V216H36L37 217V219L38 218H41V219H35V217L33 218L34 220H35V222L37 221V224H33V225H31L34 221H32L31 219H29V218H27V216H26V219H28L29 220V223H30V220H31V224H29V226H28V221H24L25 220V217L24 218H22L19 214L21 213H25V211H21V212H19L18 211V208H16V207H18V206H16L15 204V208H16V210L15 209H13L14 207H13V202L15 201V199L13 200V198H15V196H16V193H17ZM55 191V192H54ZM8 192V193H7ZM10 192V193H9ZM31 192V193H30ZM112 192H113V197H110V195L112 194ZM136 192H139L138 190H136ZM4 193V194H3ZM64 193H65V195H67V196H65L64 195ZM107 193H109V195L107 194ZM119 193V192H118ZM7 194H8V196H7ZM20 194H22V195H20ZM70 194V195H69ZM11 195V196H10ZM15 195V196H14ZM33 195V196H32ZM39 195V196H38ZM62 195V196H61ZM93 196V195H92ZM107 196H109V197H107ZM38 197V199H36ZM89 197H91V198H89ZM107 197V198H106ZM116 197H114V199L116 200ZM6 198V199H5ZM27 198V199H26ZM35 198V199H34ZM57 198V199H56ZM63 198V199H62ZM68 200H66V199ZM85 197H82L81 199H79L80 201H77V202H80V203H82L81 201H83V199H84ZM93 198V199H92ZM65 199V200H64ZM88 199V200H87ZM95 199V200H94ZM113 199V202L115 201ZM8 200V202H6ZM9 200H12V201H10V204L12 205V208H11V205H8V206H10L9 207V210H8V206H6L7 204H9ZM64 200V202L63 203H61L62 201ZM109 201V203H111L112 201ZM40 201V202H39ZM90 201H91V203H90ZM95 201V202H94ZM97 201V202H96ZM12 202V203H11ZM4 203V204H3ZM96 203H98V204H96ZM102 203V205H104ZM92 204V205H91ZM20 205H22L21 207H20ZM40 206V207H38V206ZM100 206V208H101V210L99 209V211H102L103 210V212H104V210L105 209H108L109 211H111L109 208L110 207H103V206ZM38 208H37V207ZM80 206V207H79ZM82 206V207H81ZM4 207H6L7 209H5ZM78 207H79V209H78ZM98 207V208H97ZM37 210H36V209ZM42 208H43V210L44 209H46V210H44V212H43V210H42ZM49 208V209H48ZM64 208V209H63ZM76 208V209H75ZM80 208H82L81 210H80ZM12 209V210H11ZM38 209H39V212H40V210H42V213L44 214V213H46V215L47 216H49V217H51V218H49V217H46V215L44 214H42V213H38ZM68 209V210H67ZM7 210V211H6ZM14 210L16 211L15 213H13V216H12V219L9 217V214L11 215L12 214V212H14ZM22 210V209H21ZM29 210V211H28ZM33 210L35 211V213L33 212ZM73 210H74V212H73ZM76 210V211H75ZM92 210V211H91ZM108 210H106V211H108ZM5 211V212H4ZM50 211V213H47V212H49ZM65 211H66V213H65ZM68 211V212H67ZM82 211V212H81ZM9 212V213H8ZM18 212V213H17ZM75 212H77L76 214H79V212H80V214L81 215H83V216H80L81 218H78V219H75V222H71V226L73 225V228L74 227H76V228H74V229H72V227L70 226V225H67V226H65V227H62V225L60 224V227L58 228V223L57 224H53V222H55V220L58 222V220H59V218H61V216H64L65 214H67V215H74L75 214ZM6 213V215H4ZM36 213H38V215H40V216H38ZM55 213V214H54ZM57 213L58 214H63V215H61L60 217H58V216H55V215H57ZM74 213V214H73ZM102 213V212H101ZM100 212L97 214L98 216L101 214ZM14 214H16L15 216H17V219L19 218H21L20 220L18 219V223H15L14 222V219H13V217H14ZM49 214V215H48ZM75 214V215H76ZM87 214V215H86ZM90 214V215H91ZM7 215H8V217H7ZM26 215H28L27 213H26ZM30 215V216H31ZM44 217H43V216ZM51 215V216H50ZM57 218L58 217V219H55V217ZM97 215H96V217H97ZM24 216V215H23ZM29 216V215H28ZM32 217H30V218H32ZM43 217V218H42ZM11 220H13V222L14 223H12V224H10V219ZM16 218V217H15ZM45 218V219H44ZM52 218L53 219H55V220H52ZM86 220H84V219ZM24 219V220H23ZM22 220V223L20 222ZM40 220V221H39ZM49 220H51V221H49ZM79 222H78V221ZM82 220H84V221H82ZM10 221V222H9ZM16 222H17V220H15ZM23 221H24V223H23ZM39 221V222H38ZM20 222V223H19ZM34 222V223H35ZM89 222V223H88ZM84 223V224H83ZM86 223H88V224H86ZM14 224H15V226H14ZM41 224V225H40ZM48 224V225H47ZM52 224V225H51ZM11 225V227H9ZM40 225V226H39ZM42 225L44 226V225H47V226H44L45 228L47 227V229H45L44 227L43 228H40V227H42ZM80 225V226H79ZM85 225V226H84ZM90 225V226H89ZM91 225H93V227H95V228H93ZM18 226V227H17ZM20 226L23 228V229H25V228H27V230H29L30 228H31V230H29L28 231V234H30V235H28V234H26L27 232H24V231H26V230H24L23 231V229H21L20 228ZM34 226V229L32 228ZM39 226V227H38ZM4 229H2V228ZM14 227V228H13ZM37 227V229L40 231V232H42V233H38L39 231H37V229H35ZM53 227H55L54 229L55 230H57L58 231V229H59V231L57 232V231H55L54 229H53ZM56 227L58 228V229H56ZM61 227H62V229H61ZM70 227H71V229H70ZM82 227H84V229L82 228ZM6 228V229H5ZM40 228V229H39ZM65 228V229H64ZM82 228V229H81ZM11 229H13L14 230V233L12 234L11 232H12V230ZM16 229V230H15ZM33 229V230H32ZM43 229V230H42ZM87 229H89V231H91V232H89V231H86ZM4 232H3V231ZM5 230H9V231H5ZM45 230H47L46 232H45ZM70 230V231H69ZM19 231V232H18ZM32 231V232H31ZM36 231H37V234H36ZM51 231V232H50ZM61 231V233H59ZM64 231V232H65ZM69 231V232H68ZM0 232V233H1ZM10 232V233H9ZM15 232H16V234H15ZM66 232H65V234H66ZM1 233V234H2ZM5 233V234H4ZM12 234L13 235V237L11 238V236L12 235H9V234ZM34 233V234H33ZM92 233V234H91ZM8 234V235H7ZM20 234H21V236H20ZM26 234V235H25ZM38 235V236H36V237H34V235ZM24 235V236H23ZM33 235V236H32ZM44 235V236H43ZM91 235V236H90ZM45 236H46V239L45 240H43L44 238H45ZM53 236H54V238H53ZM30 237V238H31ZM2 238V236H0V239ZM10 238H11V240H10ZM36 238V239H35ZM2 240H4V239H2ZM2 240L0 241V242H2ZM9 240H10V242H9ZM43 241V242H42ZM44 241H46V243L44 242ZM50 241V242H49ZM34 242H32V243H34ZM47 243H50L49 244V246H48V244ZM52 243V244H51ZM10 248V247H9ZM6 249H7V251H6ZM33 249V250H32ZM25 250H27V251H23V252H25V253H21V251L19 252V254H18V256L21 258V259H19V264H31V263H33V264H37L38 263V261H39V258H40V256H39V254H38V252H40L42 249L41 248H37V246L35 247V246H31V247H27V249H25ZM35 250V251H34ZM12 251V252H11ZM38 251V252H37ZM7 252H11V253H7ZM36 252L37 254H34V253ZM9 254H12V255H9ZM31 254L33 255V256H31ZM27 255V256H26ZM73 255V254H72ZM25 256V257H24ZM28 256H31L29 259H27L26 260V258L28 257ZM74 256V255H73ZM73 256H71V254L70 255H66L63 259H62V263L64 264H67V263H72L74 260V257ZM6 257V259H4ZM32 257H33V259H32ZM70 258V259H69ZM64 259H66V260H64ZM27 261V262H25L24 263V261ZM33 261V262H32ZM30 262V263H29ZM1 263V262H0ZM74 264H75V262H74ZM83 264H94V263H90V262H85V263H83ZM95 264H103V261H99L98 263H95Z\"/></svg>","mask_w":264,"mask_h":264}]
</instances>
